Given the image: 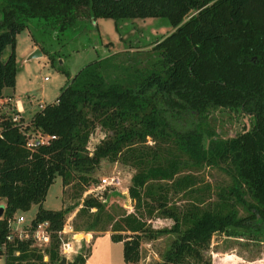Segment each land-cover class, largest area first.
Listing matches in <instances>:
<instances>
[{
	"label": "trees",
	"instance_id": "obj_1",
	"mask_svg": "<svg viewBox=\"0 0 264 264\" xmlns=\"http://www.w3.org/2000/svg\"><path fill=\"white\" fill-rule=\"evenodd\" d=\"M2 11L0 99L4 87L15 85L16 35L31 18L65 28L80 17H158L174 27L143 61H126L117 52L71 77L65 72L68 81L57 98L39 108L31 127H25L54 135L47 144L29 150L13 113L0 119V255L7 254L5 264L60 260L57 232L71 207L44 208L47 191L59 176L63 187L84 192L94 185L90 175L104 159L135 170L128 187L134 204L119 213L87 196L73 228L110 230L111 239L122 243L125 263L140 260L144 237L174 235L160 264H210L203 252L214 233L254 228L264 234V0H6ZM7 46L11 52L4 60ZM216 108L251 114L255 123L249 131L218 137L203 125ZM98 127L107 133L90 146ZM204 167L221 168L231 185L212 193L194 175L180 174ZM177 195L184 201L174 202ZM32 204L37 211L31 222L48 220L52 229L46 262L29 242L6 241L9 220ZM152 218H168L172 225L153 228ZM15 251L19 256L12 255ZM83 263L79 256L67 262Z\"/></svg>",
	"mask_w": 264,
	"mask_h": 264
},
{
	"label": "rangeland",
	"instance_id": "obj_2",
	"mask_svg": "<svg viewBox=\"0 0 264 264\" xmlns=\"http://www.w3.org/2000/svg\"><path fill=\"white\" fill-rule=\"evenodd\" d=\"M5 3L6 0H0V20ZM96 23L97 26L93 19L80 17L71 25L62 28L50 19L35 17L29 20L27 27L16 35L15 85L12 88L4 87L2 90V98H5L4 103L7 106L1 108V119L7 114H14L15 108L8 100V97H11L16 108L24 116L22 122L27 124L26 126L30 125V128L29 119L39 109V103L53 102L67 83L68 77L65 72L71 77L86 64L117 52L123 53L121 58L126 61L132 62L136 58L143 61L147 50L174 30L165 19L158 17L121 20L97 18ZM34 43L40 47L42 55L30 57L35 50L30 51ZM10 52L11 47L7 46L3 52L4 60ZM206 123L203 124L204 127L208 126L209 129L214 130L216 136L226 138L249 131L255 123V118L240 110L216 108L210 111ZM105 133L107 132L101 128H96L91 136L90 146L97 143ZM206 143L207 138L204 137V144ZM134 172L132 167L120 161L102 160L90 175L93 183L98 184L102 177L117 176L121 185L117 189L99 188L92 194L80 192L77 186L63 187L59 176L54 179L42 203L43 207L52 210L71 207L65 217V232L61 233L59 239L61 257L64 256L61 252V242L64 241L70 243L73 249V254L70 255L72 260L79 256L84 258L85 262L90 254V262L87 264H131L124 262L122 243L111 239L110 230L76 231L73 222L76 212L87 196L100 201L109 211L127 213L131 210L134 202L129 196L128 187ZM185 173L197 177L199 185L209 186L212 193L231 185L230 176L219 167L188 169L181 171L180 174ZM211 198L214 200L215 196L212 195ZM245 199L252 202L249 197ZM173 201L181 203L184 200L177 195ZM3 205L4 201L1 200L0 206ZM95 210V208L91 209V211ZM36 211L37 205L32 204L29 210L18 211L16 215L21 214L26 221H30ZM238 212L240 216L246 215L241 207H238ZM148 222L153 228L172 225V220L168 218H152ZM253 230L240 229L233 235L214 233L209 248L203 252L204 260L209 261L210 264H264V234H256ZM173 238V234H165L153 239L144 237L140 245V260L136 264H160L162 254ZM69 261L68 259L67 262ZM0 264H5L4 255H0Z\"/></svg>",
	"mask_w": 264,
	"mask_h": 264
},
{
	"label": "built area",
	"instance_id": "obj_3",
	"mask_svg": "<svg viewBox=\"0 0 264 264\" xmlns=\"http://www.w3.org/2000/svg\"><path fill=\"white\" fill-rule=\"evenodd\" d=\"M46 79V78H45ZM45 103H39V108H42ZM1 108L0 105V119H1ZM12 122L19 125L20 130L25 135V147L29 150H35L37 147L47 144L52 139L55 138L54 135H50L48 133H44L39 130H26L25 127L27 124H24L21 121V117L19 113H14L11 116ZM121 185V181L117 176L115 177H102L98 184L91 185L87 187L84 191V194H92L99 188L105 189L109 187L110 189H117ZM101 197V195H99ZM9 225V233L6 235V241H12L14 239H18L21 242H29V247L35 248L37 252L41 253L43 256V261H48V255L46 252V248L49 247L51 242V234L52 229L50 228V222L48 220L38 221L36 223H32L30 221H26L24 216L19 214L15 215L8 222ZM65 225V224H64ZM65 232L64 226L62 230L58 231L59 238L61 237V233ZM61 252L62 254L71 261L70 255L73 254V249L68 242H61ZM2 251H5V247H1ZM4 257H7V254L4 252ZM14 257L19 256V251H15L12 253ZM10 264H22L18 260H14Z\"/></svg>",
	"mask_w": 264,
	"mask_h": 264
},
{
	"label": "crops",
	"instance_id": "obj_4",
	"mask_svg": "<svg viewBox=\"0 0 264 264\" xmlns=\"http://www.w3.org/2000/svg\"><path fill=\"white\" fill-rule=\"evenodd\" d=\"M94 24L97 26L96 20H94ZM34 47H35V48H34ZM34 49H39V50H41L40 47H39L36 43L33 44V46L31 47L30 51H33ZM41 55H42V54H41ZM8 100H10L12 106L16 109V111L19 113L20 117H22V119H23L24 116H23V114L21 113V111H19V110L16 108L15 102H13V98L8 97ZM4 101H5V98L0 99V105L2 106V108H6V106H7L6 103H4ZM44 103H45V102H44ZM33 114H34V113H33ZM33 114H32L31 116H33ZM29 120H30V119H29ZM1 200H2V199H0V201H1ZM89 255H90V254H89ZM89 255L86 257L85 262H84L83 264H87V263L90 262V256H89Z\"/></svg>",
	"mask_w": 264,
	"mask_h": 264
},
{
	"label": "water",
	"instance_id": "obj_5",
	"mask_svg": "<svg viewBox=\"0 0 264 264\" xmlns=\"http://www.w3.org/2000/svg\"><path fill=\"white\" fill-rule=\"evenodd\" d=\"M37 55H41V52L39 49H35L33 53L30 55V57H36ZM3 209H4V206H0V217L3 213ZM56 264H67V258L65 256H62Z\"/></svg>",
	"mask_w": 264,
	"mask_h": 264
}]
</instances>
